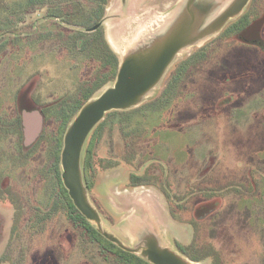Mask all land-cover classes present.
Instances as JSON below:
<instances>
[{"label": "rangeland", "instance_id": "374dc122", "mask_svg": "<svg viewBox=\"0 0 264 264\" xmlns=\"http://www.w3.org/2000/svg\"><path fill=\"white\" fill-rule=\"evenodd\" d=\"M129 1L0 0V264H142L69 214L60 166L115 62L186 2ZM81 172L125 247L152 233L192 264H264V0L183 50L138 107L107 113Z\"/></svg>", "mask_w": 264, "mask_h": 264}, {"label": "water", "instance_id": "95a60500", "mask_svg": "<svg viewBox=\"0 0 264 264\" xmlns=\"http://www.w3.org/2000/svg\"><path fill=\"white\" fill-rule=\"evenodd\" d=\"M222 0H186L179 16L161 31L141 33L118 64L112 87L88 100L67 127L60 154L61 181L76 210L93 223L102 237L123 251L139 254L149 264H192L152 233L142 237L134 249L102 230L98 212L87 198L81 172L83 146L93 129L112 111L138 107L160 83L175 58L186 48L217 34L242 13L250 0H232L223 9ZM219 10V11H218ZM96 29L92 27L88 31ZM152 34V35H150Z\"/></svg>", "mask_w": 264, "mask_h": 264}, {"label": "trees", "instance_id": "16d2710c", "mask_svg": "<svg viewBox=\"0 0 264 264\" xmlns=\"http://www.w3.org/2000/svg\"><path fill=\"white\" fill-rule=\"evenodd\" d=\"M244 41H246L247 43H249V44H252V43H255V44H258V42L257 41H252V39H246V38H244ZM118 65H117V62H115V64H114V67H113V73H112V76H114L115 75V72H116V70H117V67ZM19 117H17V119H16V122L18 123L19 122ZM63 190H64V192L67 194V191H66V189L63 187ZM67 200H68V207H69V214H75L77 217H78V219H80V220H83L84 222H85V224H86V226H87V230H89V231H91V233L94 235V236H98L99 237V234L92 228V227H89V225H88V222L86 221V219L76 210V208L73 206V204H72V202H71V200L69 199V197H68V195H67ZM137 260H139L140 261V263H142V264H149V263H147V262H145V261H143V260H141V259H138L137 258Z\"/></svg>", "mask_w": 264, "mask_h": 264}, {"label": "flooded vegetation", "instance_id": "af4514ba", "mask_svg": "<svg viewBox=\"0 0 264 264\" xmlns=\"http://www.w3.org/2000/svg\"><path fill=\"white\" fill-rule=\"evenodd\" d=\"M123 1H125V0H123ZM130 1H131L130 4H134V3H135L134 0H130ZM130 1H129V2H130ZM154 25H155V24H154ZM95 26H96V29H98V28L101 26V24L98 23V24H96ZM95 26H94V27H95ZM96 29H95V30H96ZM250 29H251V28H250ZM250 29H249V30H250ZM95 30H93V31H95ZM249 30H248V31H249ZM149 31H150V30H148L147 32H149ZM88 32H89V31H88ZM90 32H91V31H90ZM245 33H247V31H245ZM245 33H243V34H245ZM243 36H244V37H243V40H244V38H247L246 35H243ZM251 37H252V38H251L252 41H257V42L259 43L257 35L252 34ZM252 44L254 45L255 43H252ZM255 45H257V47H259V44H255ZM214 264H215V263H214ZM217 264H219V263H217Z\"/></svg>", "mask_w": 264, "mask_h": 264}, {"label": "bare ground", "instance_id": "6f19581e", "mask_svg": "<svg viewBox=\"0 0 264 264\" xmlns=\"http://www.w3.org/2000/svg\"><path fill=\"white\" fill-rule=\"evenodd\" d=\"M150 35H152V34H150ZM146 208V207H145Z\"/></svg>", "mask_w": 264, "mask_h": 264}]
</instances>
